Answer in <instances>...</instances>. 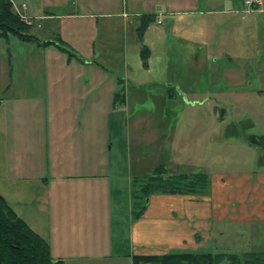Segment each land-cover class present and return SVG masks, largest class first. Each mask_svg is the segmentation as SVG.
<instances>
[{"label": "crops", "instance_id": "1", "mask_svg": "<svg viewBox=\"0 0 264 264\" xmlns=\"http://www.w3.org/2000/svg\"><path fill=\"white\" fill-rule=\"evenodd\" d=\"M38 1L41 15H25L39 20L44 30L47 24L77 20L91 23L114 17L110 12L115 0ZM26 9L30 12L32 7ZM131 16L137 27L142 15ZM48 35L43 33L41 40L59 38L65 52L53 46L43 48L20 42L12 49L3 40L0 196L48 242L52 257L63 264H116L124 257L132 263L133 256L224 253L211 250H228L234 243L238 244L236 248L246 242L254 245L253 238L264 225V158L256 171L203 173L210 182L206 195H153L136 221L132 219L130 188L131 217L126 230L130 249H116L119 243L110 222L113 164L108 162V140L101 137L103 118L93 113H65L70 104L80 106L86 102L92 112L100 106L99 83L93 78L82 85L78 80L89 66L98 68V73L101 69L86 52L87 60L79 52L80 58L70 54L66 38ZM71 61L79 63L81 70L70 72ZM180 137L173 154L176 172L188 174L191 172L186 168L202 165L209 168V161L198 160L195 149L191 150ZM248 137L244 143L254 147Z\"/></svg>", "mask_w": 264, "mask_h": 264}, {"label": "rangeland", "instance_id": "2", "mask_svg": "<svg viewBox=\"0 0 264 264\" xmlns=\"http://www.w3.org/2000/svg\"><path fill=\"white\" fill-rule=\"evenodd\" d=\"M11 1L14 12L17 8L32 17L41 15L38 0ZM23 4L32 10L24 12ZM136 13L157 14L156 20L162 16V24L150 25L142 42L131 16ZM110 14L114 17L91 23L47 24L46 30L34 20L32 32L38 38L46 32L66 38L70 54L87 60L86 52L101 69L98 73L89 66L78 80L82 85L93 78L99 83L100 106L92 112L86 102L70 104L65 113L103 118L101 137L108 140V162L113 164L111 229L119 243L116 249L126 251L132 181L149 177L159 165L176 173L172 164L178 136L195 149L198 160L209 161L207 170L202 165L186 168L187 172L262 167L264 153L244 142L248 136L264 137V5L253 11L242 0H115ZM9 38L14 49L18 41ZM141 45L150 51L148 68L140 58ZM3 46L0 40V52ZM79 66L71 61L70 72H78ZM69 78L73 79L71 73ZM242 159L253 163H240ZM260 227L254 245L243 242L236 248L234 243L228 250L211 251L264 252V225ZM116 264L132 263L124 257Z\"/></svg>", "mask_w": 264, "mask_h": 264}, {"label": "trees", "instance_id": "3", "mask_svg": "<svg viewBox=\"0 0 264 264\" xmlns=\"http://www.w3.org/2000/svg\"><path fill=\"white\" fill-rule=\"evenodd\" d=\"M11 0H0V39L9 44L13 36L18 42L36 47H50L65 52L58 40H41L32 32L33 23L28 25L14 12ZM157 14L142 15L136 28L137 39L143 37L154 24ZM149 49L141 45L140 58L147 68ZM118 97V96H117ZM122 101L123 98H122ZM251 146L264 151L263 136H249ZM210 189L209 178L203 173H171L165 165H159L152 175L132 181V219L138 220L145 211L148 199L153 195L202 196ZM133 264H264V252L171 254L164 256H133ZM0 264H63L55 260L48 242L42 239L16 215L0 196Z\"/></svg>", "mask_w": 264, "mask_h": 264}, {"label": "built area", "instance_id": "4", "mask_svg": "<svg viewBox=\"0 0 264 264\" xmlns=\"http://www.w3.org/2000/svg\"><path fill=\"white\" fill-rule=\"evenodd\" d=\"M242 2H243V6H244V7H247V8H249V9L253 10V11L260 10V8L264 5V0H242ZM22 8L24 9L23 11L25 12V10H26V6H25L24 4L22 5ZM15 11H16L17 14L20 15V17H21V18H22V19H23L28 25H31V24L33 23L32 21H30L31 18H28L24 13H23V14L20 13V12L17 10V8H15ZM155 24H157V25H161L162 22H161V20L157 19V20L155 21Z\"/></svg>", "mask_w": 264, "mask_h": 264}]
</instances>
